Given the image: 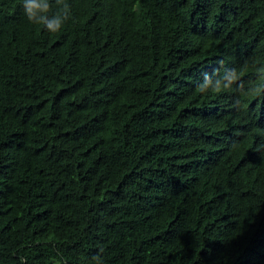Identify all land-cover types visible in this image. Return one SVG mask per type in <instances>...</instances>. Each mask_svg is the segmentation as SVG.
<instances>
[{"label":"trees","instance_id":"trees-1","mask_svg":"<svg viewBox=\"0 0 264 264\" xmlns=\"http://www.w3.org/2000/svg\"><path fill=\"white\" fill-rule=\"evenodd\" d=\"M65 11L0 0V264H264V0Z\"/></svg>","mask_w":264,"mask_h":264},{"label":"clouds","instance_id":"clouds-1","mask_svg":"<svg viewBox=\"0 0 264 264\" xmlns=\"http://www.w3.org/2000/svg\"><path fill=\"white\" fill-rule=\"evenodd\" d=\"M20 6L23 10V15L26 19L36 25H41L44 30L49 33H57L64 27V20L67 19V12L62 15L56 14L49 18L48 13L51 8V0H20ZM235 77V70L232 72V77H225V79H232ZM212 88L215 92H220L228 87V84L222 83L221 79L215 81L207 73L204 75L203 81L197 85L199 92H204L207 88Z\"/></svg>","mask_w":264,"mask_h":264}]
</instances>
